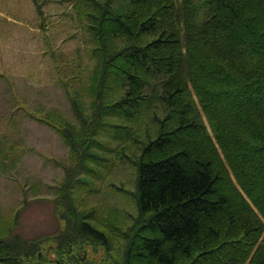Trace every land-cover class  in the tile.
Segmentation results:
<instances>
[{"label": "trees", "instance_id": "trees-1", "mask_svg": "<svg viewBox=\"0 0 264 264\" xmlns=\"http://www.w3.org/2000/svg\"><path fill=\"white\" fill-rule=\"evenodd\" d=\"M47 1L32 0L41 17ZM71 9L86 26L87 62L70 78L55 70L76 121L25 109L68 148L52 198L59 223L25 237L18 213L0 222V264H97L85 246L102 250L103 264H264V0ZM114 142L132 151L131 220L75 201L90 195Z\"/></svg>", "mask_w": 264, "mask_h": 264}, {"label": "rangeland", "instance_id": "rangeland-1", "mask_svg": "<svg viewBox=\"0 0 264 264\" xmlns=\"http://www.w3.org/2000/svg\"><path fill=\"white\" fill-rule=\"evenodd\" d=\"M71 4L72 0H48L42 18L31 0H0V222L9 223L18 213L14 230L25 237L53 232L59 223L52 198L69 153L61 136L25 109H56L76 121L55 70L58 63L62 75L70 78L87 62L86 26L75 19ZM44 35L51 45L49 52ZM125 155L132 156L130 147L112 143L106 166L92 180L90 195L75 196V201L95 207L108 220L114 215L134 218L130 192L135 169ZM110 238L112 247L117 245ZM118 247L120 253H114L119 260L125 246ZM84 254L103 264L102 250L94 254L85 246Z\"/></svg>", "mask_w": 264, "mask_h": 264}, {"label": "crops", "instance_id": "crops-1", "mask_svg": "<svg viewBox=\"0 0 264 264\" xmlns=\"http://www.w3.org/2000/svg\"><path fill=\"white\" fill-rule=\"evenodd\" d=\"M32 1V0H31ZM33 3V2H32ZM34 5V4H33ZM35 13H36V10H35ZM37 14V13H36ZM44 16H45V13H44Z\"/></svg>", "mask_w": 264, "mask_h": 264}, {"label": "bare ground", "instance_id": "bare-ground-1", "mask_svg": "<svg viewBox=\"0 0 264 264\" xmlns=\"http://www.w3.org/2000/svg\"><path fill=\"white\" fill-rule=\"evenodd\" d=\"M197 102V101H196ZM204 118V117H203ZM206 123V122H205ZM209 129V128H208ZM211 132V131H210Z\"/></svg>", "mask_w": 264, "mask_h": 264}]
</instances>
